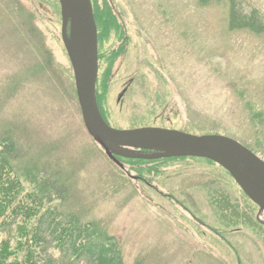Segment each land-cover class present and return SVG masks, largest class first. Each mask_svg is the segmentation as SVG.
Here are the masks:
<instances>
[{
	"label": "rangeland",
	"instance_id": "1",
	"mask_svg": "<svg viewBox=\"0 0 264 264\" xmlns=\"http://www.w3.org/2000/svg\"><path fill=\"white\" fill-rule=\"evenodd\" d=\"M107 1L126 38L99 47L100 74L123 50L105 81L108 124L224 135L264 160V0ZM75 92L58 0H0V135L39 190L45 254L86 263L56 246L55 222L77 221L113 238L123 264H264V212L225 169L186 157L132 179L137 165L119 168L87 132Z\"/></svg>",
	"mask_w": 264,
	"mask_h": 264
},
{
	"label": "water",
	"instance_id": "2",
	"mask_svg": "<svg viewBox=\"0 0 264 264\" xmlns=\"http://www.w3.org/2000/svg\"><path fill=\"white\" fill-rule=\"evenodd\" d=\"M61 40L69 58L84 126L117 165L116 156L153 160L195 157L225 169L247 198L264 212V160L238 141L219 134L195 135L176 129L111 127L95 98L98 71L97 29L91 0H58Z\"/></svg>",
	"mask_w": 264,
	"mask_h": 264
},
{
	"label": "trees",
	"instance_id": "3",
	"mask_svg": "<svg viewBox=\"0 0 264 264\" xmlns=\"http://www.w3.org/2000/svg\"><path fill=\"white\" fill-rule=\"evenodd\" d=\"M91 4L97 29L98 71L95 98L102 117L108 123L103 110L105 81L110 73L112 63L123 50L120 47L111 51V54L107 56L109 65L100 74L99 59L102 55L99 54V47L103 41L109 39L111 34L119 35L123 40L126 38L117 16L107 0H91ZM18 156L19 149L16 146V141L9 134L0 135V264H38L37 258L39 257L41 264H59L52 255L45 254L47 241L43 235L42 218L44 212L40 213L42 200L37 197L38 188L34 187L28 191L21 182V177L12 165L13 160ZM116 159L122 164L137 165L135 168L136 176L134 175L132 178L146 183L145 175L148 177L150 173V176L154 177L162 165L179 158L144 160L116 156ZM205 161L212 162L207 159ZM53 185L57 190L55 198L62 200L66 193V187H58L56 182ZM34 217H38L35 222ZM13 225L16 231L14 235L12 232ZM55 225L56 246L59 250L63 249L64 243L69 242L70 246H68L76 257L85 256V264H123L117 244L111 241L113 238L96 237L94 239L90 224H79L77 221L64 224L57 221ZM4 234L7 235L6 238L2 237ZM12 238L13 243L11 242Z\"/></svg>",
	"mask_w": 264,
	"mask_h": 264
}]
</instances>
